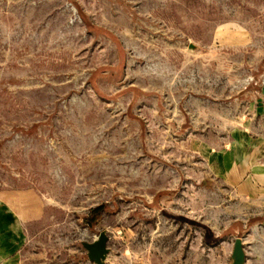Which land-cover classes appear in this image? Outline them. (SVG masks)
Segmentation results:
<instances>
[{"label":"rangeland","instance_id":"374dc122","mask_svg":"<svg viewBox=\"0 0 264 264\" xmlns=\"http://www.w3.org/2000/svg\"><path fill=\"white\" fill-rule=\"evenodd\" d=\"M0 200L16 264H264V0H0Z\"/></svg>","mask_w":264,"mask_h":264},{"label":"crops","instance_id":"0c3cea01","mask_svg":"<svg viewBox=\"0 0 264 264\" xmlns=\"http://www.w3.org/2000/svg\"><path fill=\"white\" fill-rule=\"evenodd\" d=\"M20 220V211L0 200V264H16L15 255L20 248L15 243L20 240ZM15 238L18 240L15 241Z\"/></svg>","mask_w":264,"mask_h":264},{"label":"water","instance_id":"95a60500","mask_svg":"<svg viewBox=\"0 0 264 264\" xmlns=\"http://www.w3.org/2000/svg\"><path fill=\"white\" fill-rule=\"evenodd\" d=\"M109 237L106 232H102L98 238L92 243H84L83 246L88 251V257L90 261L95 264H105L106 258L109 254L108 248ZM234 263L233 264H245L246 255L244 248V241L242 238H237L234 250Z\"/></svg>","mask_w":264,"mask_h":264},{"label":"trees","instance_id":"16d2710c","mask_svg":"<svg viewBox=\"0 0 264 264\" xmlns=\"http://www.w3.org/2000/svg\"><path fill=\"white\" fill-rule=\"evenodd\" d=\"M103 207L97 208L94 210V213L96 215V218H94L93 220H91V224H93L95 222V220L97 219V217H99L101 215V212L103 211Z\"/></svg>","mask_w":264,"mask_h":264}]
</instances>
